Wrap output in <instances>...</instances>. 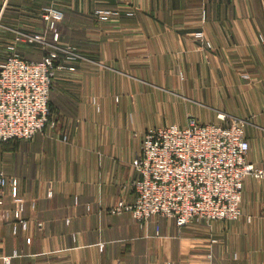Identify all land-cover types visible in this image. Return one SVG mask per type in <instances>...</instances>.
<instances>
[{
    "label": "crops",
    "instance_id": "obj_1",
    "mask_svg": "<svg viewBox=\"0 0 264 264\" xmlns=\"http://www.w3.org/2000/svg\"><path fill=\"white\" fill-rule=\"evenodd\" d=\"M50 3L0 0V58L20 32L47 31L52 40L41 16ZM54 6L65 15L62 40L78 37L84 58L56 69L57 127L0 144L9 177L0 264H264V176L245 178L238 219L179 226L110 211L136 201L132 160L152 126L216 122L221 113L245 119L248 160L264 169V0ZM96 7L123 9L119 19L98 20ZM17 48L29 60L47 50L39 42Z\"/></svg>",
    "mask_w": 264,
    "mask_h": 264
},
{
    "label": "built area",
    "instance_id": "obj_2",
    "mask_svg": "<svg viewBox=\"0 0 264 264\" xmlns=\"http://www.w3.org/2000/svg\"><path fill=\"white\" fill-rule=\"evenodd\" d=\"M47 13L45 18L62 17L54 8ZM8 48L0 63V144L32 139L48 126L57 125L51 108L57 54L29 60L17 52L15 44ZM226 117L220 114V118ZM246 123L238 117L206 123L190 117L184 126L147 128L132 160L138 173L132 182L136 201L121 199L110 211L130 213L141 223L160 215L179 226L238 219L243 213L245 178L264 176V169L248 160ZM8 183L9 177L0 171V214L4 213Z\"/></svg>",
    "mask_w": 264,
    "mask_h": 264
},
{
    "label": "rangeland",
    "instance_id": "obj_3",
    "mask_svg": "<svg viewBox=\"0 0 264 264\" xmlns=\"http://www.w3.org/2000/svg\"><path fill=\"white\" fill-rule=\"evenodd\" d=\"M50 1H51L50 5H48L47 8L42 10L41 16L47 22L48 30H50L52 32V40L47 38V33H46L47 31H42L40 33L20 32L13 39L14 41H11V42L8 43L7 50H8V53H9L8 46L10 44H15L16 50H17L18 49L17 48V43L19 41H24V42L29 43V44H31V43L33 44V43L39 42V43H41V45H43V47L46 46V49H47L45 54L43 55V57L46 56L47 54H49L50 52L57 54V56L55 57V64H56V69H57L59 67V65H61V64L80 62V60L82 58H84V57L81 54V51L79 50V45L77 43L79 41L78 37H75V39L72 41V43L71 42H64V40H62V37H61L62 33H61L58 25H59V23H61L60 21H63L65 15H64V12H63L62 9L54 6L55 0H50ZM52 8L60 10L62 12V17L61 18H55V17L45 18L46 13ZM122 9L123 8L96 7L94 9L93 13H94L95 18L98 19V20L99 19L102 20V19H106V18H111V19L117 18V19H119V17L122 14ZM124 10L125 11H130L128 8L124 9ZM130 12H132V11H130ZM47 14H49V13H47ZM34 36L40 37V38H34ZM74 36H76V34H74ZM17 52L21 56H23L18 50H17ZM6 57H5V59H6ZM0 59L2 60V59H4V57H2ZM51 108H52V106H51ZM52 115L53 116L55 115L54 111L52 112ZM219 117H220V115H219ZM230 118H233V117H228L227 116L226 119H222L221 118V120H219V121H226V120H228ZM54 119H56L55 116H54ZM57 124H58V122H57ZM48 127H50V126H48ZM56 127H57V125H56ZM144 132H145V130L142 133V138H143ZM66 137L67 136L65 135L64 138H66Z\"/></svg>",
    "mask_w": 264,
    "mask_h": 264
}]
</instances>
